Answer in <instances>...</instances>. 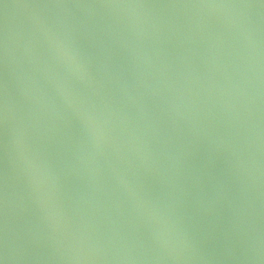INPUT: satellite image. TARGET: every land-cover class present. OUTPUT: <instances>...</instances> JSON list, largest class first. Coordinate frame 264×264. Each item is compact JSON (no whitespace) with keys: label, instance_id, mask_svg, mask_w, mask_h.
<instances>
[{"label":"water","instance_id":"95a60500","mask_svg":"<svg viewBox=\"0 0 264 264\" xmlns=\"http://www.w3.org/2000/svg\"><path fill=\"white\" fill-rule=\"evenodd\" d=\"M0 264H264V0H0Z\"/></svg>","mask_w":264,"mask_h":264}]
</instances>
